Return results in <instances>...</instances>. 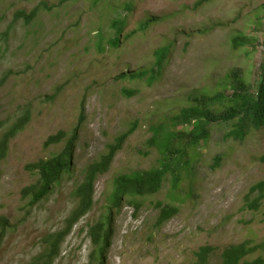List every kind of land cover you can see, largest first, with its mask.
<instances>
[{"label": "rangeland", "instance_id": "374dc122", "mask_svg": "<svg viewBox=\"0 0 264 264\" xmlns=\"http://www.w3.org/2000/svg\"><path fill=\"white\" fill-rule=\"evenodd\" d=\"M115 21L124 29L112 47ZM166 46L163 68L150 80L154 53ZM263 61L264 0H0V123L31 113L0 161V219L10 225L0 264H32L48 253V236L62 232L77 206L85 167L134 126L53 263L91 264L90 228L105 219L114 179L161 164L150 144L155 130L170 129L197 97L223 93L227 100L213 108L223 111L235 82L254 93ZM143 72L141 80L129 78ZM82 110L71 170L31 206L22 192L39 177L28 167L63 149L65 141L44 144L58 132L69 138ZM233 122L211 124L189 167L180 168L177 188L169 174L159 193L126 199L112 212L107 264H199L204 247L213 248L206 264H222V250L242 243L255 248L245 260L264 259V200L257 211L245 200L264 182V123L236 141L226 138ZM160 205L178 212L158 226Z\"/></svg>", "mask_w": 264, "mask_h": 264}, {"label": "trees", "instance_id": "16d2710c", "mask_svg": "<svg viewBox=\"0 0 264 264\" xmlns=\"http://www.w3.org/2000/svg\"><path fill=\"white\" fill-rule=\"evenodd\" d=\"M129 8V7H128ZM36 12L26 15V22L33 20ZM154 20V19H152ZM113 27L116 30L114 39L109 40L117 47L124 29L123 21H115ZM236 46L240 43L245 44L244 39L235 40ZM170 51V46L160 48L155 51V66L149 70L150 80H154L155 74L159 72L164 65L165 59ZM261 79L254 93L237 82L233 84V95L228 101L223 111L213 109L218 103L221 105L227 100L223 93L213 97L202 96L195 98L196 103L188 108L182 109L180 113L171 120L170 129H156L150 144L157 147L162 154L160 166L148 171H136L130 174H124L116 177L113 181L112 192L108 197V211L104 220L96 222L90 228V237L95 249L90 255L91 264H107V254L112 240V228L114 218L112 212L118 210L122 202L131 197L153 196L161 191L163 184L169 174L173 175L172 188H177L180 181L179 170L183 166L188 168L190 160L196 154L199 144L209 137V127L214 123H231L234 127L226 135V138L236 141H244L250 134L252 128H259L264 123V61L260 65ZM146 72L137 75H131V80H141L145 78ZM123 78H126L123 77ZM251 91V92H250ZM221 109V108H220ZM222 110V109H221ZM82 110L78 127H76L66 138L64 132H58L50 136L44 146L49 147L60 144L65 141L63 149L51 158L39 160L30 165L29 170L38 175L37 183L23 190L24 197H30L31 206L37 205L45 199L54 185L60 182L64 174L71 170L73 155L75 154L78 142L79 126L83 122ZM31 120L30 111L26 110L14 123L4 127L0 123V161L4 160L8 154L10 142L27 126ZM179 126L190 127L189 131L177 130ZM135 127L132 126L125 133L116 137L112 144L108 145L107 152L97 161L87 165L83 171V182L77 186L74 196L78 203L70 216L66 219V226L62 232L53 236H48L50 250L47 254L39 257L32 264H53L60 253V246L66 236L80 222V220L92 209L94 205L95 183L97 179L106 174L114 162L116 154L122 149L126 140L134 133ZM1 176V173H0ZM257 193L256 197H250ZM249 209L257 211L264 200V182L253 186L245 198ZM35 205V206H36ZM139 205L135 210H139ZM160 215L157 219V225L160 226L173 218L178 210L172 205H160ZM0 243L3 240L7 229L10 227L8 221L0 219ZM213 248L204 247L197 252L199 264H206ZM255 252L254 247L248 243L231 245L222 250L220 254L222 264H264V259L259 257L253 261H247L245 258Z\"/></svg>", "mask_w": 264, "mask_h": 264}]
</instances>
